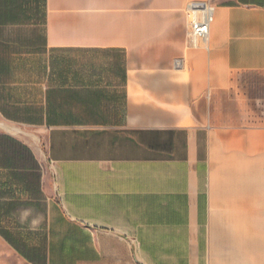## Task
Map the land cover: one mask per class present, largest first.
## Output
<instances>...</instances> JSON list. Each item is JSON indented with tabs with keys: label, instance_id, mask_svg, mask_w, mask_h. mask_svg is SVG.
Here are the masks:
<instances>
[{
	"label": "crops",
	"instance_id": "obj_1",
	"mask_svg": "<svg viewBox=\"0 0 264 264\" xmlns=\"http://www.w3.org/2000/svg\"><path fill=\"white\" fill-rule=\"evenodd\" d=\"M190 1L0 0L45 264H264V0H208L194 40Z\"/></svg>",
	"mask_w": 264,
	"mask_h": 264
},
{
	"label": "trees",
	"instance_id": "obj_2",
	"mask_svg": "<svg viewBox=\"0 0 264 264\" xmlns=\"http://www.w3.org/2000/svg\"><path fill=\"white\" fill-rule=\"evenodd\" d=\"M0 168L7 170L4 180L0 179V235L28 262L45 264L43 245L30 242L27 227L31 216H21L23 210L41 205L35 201L40 194L38 164L28 146L0 133ZM16 189L27 199L13 198Z\"/></svg>",
	"mask_w": 264,
	"mask_h": 264
},
{
	"label": "built area",
	"instance_id": "obj_3",
	"mask_svg": "<svg viewBox=\"0 0 264 264\" xmlns=\"http://www.w3.org/2000/svg\"><path fill=\"white\" fill-rule=\"evenodd\" d=\"M214 4L208 0L190 1L187 12L190 15L187 34L191 39L205 38L212 21Z\"/></svg>",
	"mask_w": 264,
	"mask_h": 264
},
{
	"label": "rangeland",
	"instance_id": "obj_4",
	"mask_svg": "<svg viewBox=\"0 0 264 264\" xmlns=\"http://www.w3.org/2000/svg\"><path fill=\"white\" fill-rule=\"evenodd\" d=\"M0 264H31L23 259L0 237Z\"/></svg>",
	"mask_w": 264,
	"mask_h": 264
},
{
	"label": "bare ground",
	"instance_id": "obj_5",
	"mask_svg": "<svg viewBox=\"0 0 264 264\" xmlns=\"http://www.w3.org/2000/svg\"><path fill=\"white\" fill-rule=\"evenodd\" d=\"M190 39V38H189Z\"/></svg>",
	"mask_w": 264,
	"mask_h": 264
}]
</instances>
